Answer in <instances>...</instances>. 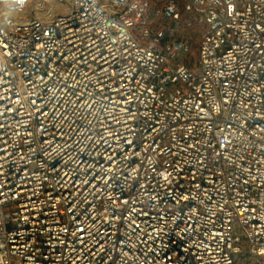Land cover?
I'll return each instance as SVG.
<instances>
[{
	"label": "built area",
	"instance_id": "obj_1",
	"mask_svg": "<svg viewBox=\"0 0 264 264\" xmlns=\"http://www.w3.org/2000/svg\"><path fill=\"white\" fill-rule=\"evenodd\" d=\"M8 1L0 264H264V0Z\"/></svg>",
	"mask_w": 264,
	"mask_h": 264
},
{
	"label": "rangeland",
	"instance_id": "obj_2",
	"mask_svg": "<svg viewBox=\"0 0 264 264\" xmlns=\"http://www.w3.org/2000/svg\"><path fill=\"white\" fill-rule=\"evenodd\" d=\"M65 1L66 0H47V3L45 2V7L47 9V6L49 7L51 6V8L55 11H62L64 8ZM34 5H36L35 2L27 1L21 9L15 10L12 4L8 0H0V12H6L7 14L11 15L12 18H15V19L27 18V17L33 16V6ZM14 10L16 12L14 14H11L10 11H14ZM189 28L185 27L184 30L192 31L193 33L196 31V29L194 28H191V29Z\"/></svg>",
	"mask_w": 264,
	"mask_h": 264
},
{
	"label": "bare ground",
	"instance_id": "obj_3",
	"mask_svg": "<svg viewBox=\"0 0 264 264\" xmlns=\"http://www.w3.org/2000/svg\"><path fill=\"white\" fill-rule=\"evenodd\" d=\"M49 4H50V3H49ZM36 7H37V8H36L37 11H39V10H40V11L43 10V7H42L41 5H37ZM44 9H45V8H44ZM47 9L50 10L51 12H53V9L51 8V6H50V7L47 6ZM47 9H46V10H47ZM15 12H16L15 10H14V11H10L11 14H14Z\"/></svg>",
	"mask_w": 264,
	"mask_h": 264
},
{
	"label": "trees",
	"instance_id": "obj_4",
	"mask_svg": "<svg viewBox=\"0 0 264 264\" xmlns=\"http://www.w3.org/2000/svg\"><path fill=\"white\" fill-rule=\"evenodd\" d=\"M151 8L153 9L154 7H153V6H151ZM243 260H244V258H243V257H240V258H239V263H242V262H243ZM243 264H244V262H243Z\"/></svg>",
	"mask_w": 264,
	"mask_h": 264
}]
</instances>
